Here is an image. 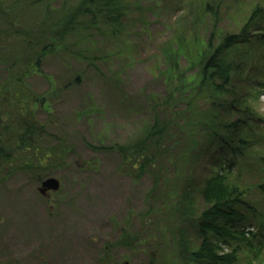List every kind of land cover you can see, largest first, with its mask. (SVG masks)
Here are the masks:
<instances>
[{"label":"rangeland","instance_id":"rangeland-1","mask_svg":"<svg viewBox=\"0 0 264 264\" xmlns=\"http://www.w3.org/2000/svg\"><path fill=\"white\" fill-rule=\"evenodd\" d=\"M128 1L133 11L120 33L112 36L107 28L93 36L69 37L64 47L45 56L43 74L31 69L21 84L9 72L25 65L15 57L23 52L22 44L0 18V264H197L187 257L201 245V221L194 209L203 210L204 202L197 184L228 163L234 167L230 178L246 188L244 199L252 205L237 206L228 226L255 233L264 228V193L257 185L264 167V94L253 103L255 117L262 120L253 119L257 136L248 157L215 142L192 166L191 141L201 137V127L189 122L195 113L191 109L183 119L173 115L189 97L173 103L160 71L169 67L167 48H178L204 0ZM255 1L220 0L226 16L222 13L219 22L202 16L199 35L206 38L215 24L239 29ZM59 5L60 0L53 1ZM18 6L16 24L32 26L41 20L42 6L21 1ZM179 61L187 64L185 57ZM204 102L200 97L193 106ZM156 115L178 124L175 135L182 144L163 155V169L157 172V166L154 175L140 172L142 159L135 168L126 165L116 145L139 142ZM26 121L33 122L34 132H27ZM23 136L28 138L24 143ZM96 146L115 148L96 151ZM254 152L259 159L252 157ZM48 178H58L61 187L44 195L40 187ZM191 182L194 191L184 192ZM127 234L135 236L132 244H120ZM247 252L241 247L237 264H249ZM254 252L259 254L254 264H264V245Z\"/></svg>","mask_w":264,"mask_h":264},{"label":"trees","instance_id":"trees-1","mask_svg":"<svg viewBox=\"0 0 264 264\" xmlns=\"http://www.w3.org/2000/svg\"><path fill=\"white\" fill-rule=\"evenodd\" d=\"M20 1L25 6H42L41 20L32 26L16 24L17 16L22 9V6H18ZM53 1L57 0H11V3L10 0H0V18L8 24L9 34L19 39L22 44L23 52L16 54L15 57L25 60L23 67H13L19 68L16 73L8 71L15 77V83L21 84L24 78L30 75L31 69L33 74L34 69L43 74L45 56L64 47L71 36H78L80 39L85 33L87 36H93L107 28L112 29V36L117 35L129 11H133V5L130 6L128 0H60L58 7L53 6ZM210 1L199 2V5H202L201 14H197L191 22L192 27L189 31L182 33L178 40V48H174V44L169 45L166 51L169 67L164 73L160 71L166 76L169 99H172L173 103L177 99L182 101L186 96L189 97L185 108L173 111V115L176 118L179 115L178 119H183L187 116L184 113L191 109L195 113L191 115L193 119L189 122L201 127V137L191 141L192 152L189 158L194 157L192 166L199 165L202 150L210 151L215 142L222 148L231 149L243 159L248 157L247 152H252L251 147L256 143L257 136L253 131V119L262 120L261 117H255L253 103L264 94V53H260L264 49V0L253 3V10L242 19V23H239V29L234 31L230 27L223 29L215 24L207 37L201 38L198 26L202 16L210 15L217 22L224 18L223 14L226 16L220 7L223 2L219 0L217 5H214V2ZM216 8H219V13L213 11ZM47 32L49 36L46 35ZM4 35L8 39L6 32ZM3 38L0 36V41ZM186 39L192 46L188 45ZM89 52L91 51H87ZM77 53L80 57L87 56L86 52ZM181 57L186 58V65L180 63ZM255 58L260 63L253 61ZM12 64L17 65L15 60ZM77 75L76 82L80 78V75ZM200 97L205 98V106L194 107L193 101ZM152 106L160 108L157 103H153ZM235 115L239 116L237 120L234 119ZM25 125L28 126L27 132L35 131L33 122L26 121ZM173 125L172 118L161 119L160 115H156L151 128L139 142L116 145L122 152L126 165L130 164L135 168L138 160L142 159L139 164L140 172L156 175L154 170L157 166V172L163 169L159 167L161 160H164L163 155L176 151L182 144L181 137L175 135L178 124ZM27 139L25 136L21 137L23 143ZM32 142L29 138L30 146ZM112 148L115 146L93 147L96 151ZM254 153L252 157L259 159L261 155L258 152ZM219 168L210 171V175L202 177L200 184H197L204 202L203 210L194 209V213L198 212L201 221V245L187 257L197 264H237L241 247H244V250L251 254L248 263L254 264L259 259V254L254 251L263 248L264 245V228L261 234L253 230L247 231L246 228L235 229L228 226L236 217L237 206L250 208L252 205L244 199L246 188L230 178L234 169L232 163ZM260 168L262 176L257 185L264 193V167ZM194 189L195 182H191L188 190L187 186H184L186 193ZM179 201L180 198L177 202ZM184 204L188 205L186 212L188 213L189 204L186 201ZM183 212L185 211L182 210V217ZM221 219L225 222H219ZM132 237L127 234L119 243L131 245ZM224 246H227L228 251L223 250Z\"/></svg>","mask_w":264,"mask_h":264},{"label":"water","instance_id":"water-1","mask_svg":"<svg viewBox=\"0 0 264 264\" xmlns=\"http://www.w3.org/2000/svg\"><path fill=\"white\" fill-rule=\"evenodd\" d=\"M61 187V182L58 178H48L43 181L42 186L40 187V192L44 194L46 191H57ZM122 264H131L130 262L126 261Z\"/></svg>","mask_w":264,"mask_h":264},{"label":"flooded vegetation","instance_id":"flooded-vegetation-1","mask_svg":"<svg viewBox=\"0 0 264 264\" xmlns=\"http://www.w3.org/2000/svg\"><path fill=\"white\" fill-rule=\"evenodd\" d=\"M51 191H46L44 195H50Z\"/></svg>","mask_w":264,"mask_h":264}]
</instances>
